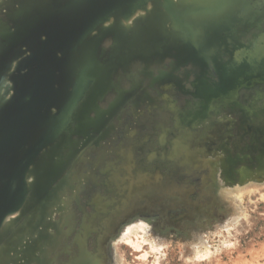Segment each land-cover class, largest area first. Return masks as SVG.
Here are the masks:
<instances>
[{
  "label": "rangeland",
  "instance_id": "374dc122",
  "mask_svg": "<svg viewBox=\"0 0 264 264\" xmlns=\"http://www.w3.org/2000/svg\"><path fill=\"white\" fill-rule=\"evenodd\" d=\"M10 1L0 0V23L33 0ZM42 1H54L51 19L0 29V138L24 128L1 156L0 264H264V104L249 107L264 77L247 76L237 103L203 90L222 86L230 57L225 8L249 20L247 42L262 31L261 0ZM202 17L218 19L208 26L216 44L201 42ZM136 25L153 47L112 67L113 31ZM42 46L39 66L14 71ZM52 155L60 168L34 174Z\"/></svg>",
  "mask_w": 264,
  "mask_h": 264
},
{
  "label": "bare ground",
  "instance_id": "6f19581e",
  "mask_svg": "<svg viewBox=\"0 0 264 264\" xmlns=\"http://www.w3.org/2000/svg\"><path fill=\"white\" fill-rule=\"evenodd\" d=\"M11 1H13V0H11ZM10 1V2H11ZM15 1V0H14ZM13 1V2H14ZM25 1V0H24ZM74 1H77V0H74ZM82 1V0H81ZM162 1V0H161ZM250 1V0H249ZM253 0H251L250 2H252ZM260 1V0H259ZM9 2V3H10ZM12 2V3H13ZM54 2V1H53ZM51 3V2H48V1H42V0H39V1H36L35 3H34V0L33 1H26L23 5H22V7L19 9V10H17V12L16 13H14V14H12L11 15V18L10 19H8V20H6L5 18V21H3L2 23H0V29H1V33H9L8 31L6 32V30H4L3 28H5V27H7V28H9V27H12L13 25V23H15L14 22V20H15V18L16 17H21V21H24L25 23H27V24H25L26 25V28H28L29 26H31V25H33V24H35L36 23V19L37 18H39V17H41L40 19H42V18H48V17H50L51 15H52V13H53V9H54V5H55V3ZM241 2V1H240ZM260 2H262V4H264V0H261ZM11 3V4H12ZM23 3V2H22ZM81 3V2H80ZM85 3V2H84ZM172 3V2H171ZM14 4V3H13ZM17 4V3H16ZM21 4V3H20ZM168 4H170V3H168ZM234 4V3H233ZM251 5H252V3H250ZM18 5V4H17ZM57 5V4H56ZM87 5V4H86ZM230 5V4H229ZM237 5V4H236ZM249 5V4H248ZM250 5V6H251ZM13 6V5H12ZM58 6H59V4H58ZM172 6V5H171ZM177 6V5H176ZM189 6V5H188ZM231 6H232V3H231ZM6 7V6H5ZM18 7V6H17ZM86 7V6H85ZM157 7V6H156ZM222 7V6H221ZM230 7V6H229ZM229 7H227V8H225V10H224V8L222 9V11L224 10L225 12H226V14H224V17H223V19L222 20H219V21H221V22H225V23H227L228 25H229V27H230V29H229V33H228V35L227 36H225V37H227V39L224 41V42H222V44H224V43H227L228 44V46H226L227 47V49L229 50V53L227 54V56L228 55H230V57H228V58H226L224 61H223V63L221 64V66H220V73L222 74V75H220L222 78H223V83H222V86L220 87V88H218V89H216L215 88V86H213V85H211V83L209 84V85H207L203 90H205V92H206V96H204L205 98H206V100H212L213 98H215L216 97V95L217 96H219V98L221 97V100H223V102H224V99L222 98V97H227L228 95L230 96V97H232L233 96V94H237V91H236V89H238V86L241 84V82H243V81H248V79L247 80H245L246 78H247V76L248 77H264V17L263 18H261L259 21H258V23H257V28H262V31H258V33H257V35H255V37H253L251 40L249 39V41H247L246 42V40H244V39H242V36H243V33H244V31H243V33H242V31H241V29L242 28H244V25L245 24H247V22L249 23V20L247 21V18H245V17H243V16H241V15H239V8H231L230 10H228V8ZM239 7V6H238ZM242 8H244L243 7V5L241 6ZM249 7V6H248ZM253 7H254V5H253ZM264 7V6H263ZM19 8V7H18ZM64 8V7H63ZM167 8V7H166ZM172 8V10H173V8L174 9H176L175 7H171ZM255 8H256V6H255ZM5 9V8H4ZM151 9V8H150ZM153 9V8H152ZM151 9V10H152ZM258 9V8H257ZM13 10V9H12ZM184 10V9H183ZM241 10V9H240ZM249 10H252V9H248V11ZM253 10H255V9H253ZM6 12L7 11H9V10H5ZM68 11V10H67ZM71 11V10H70ZM162 11V10H161ZM178 11H180V10H178ZM176 12V10H174L172 13H174V18L176 19V20H178L180 17V14L181 13H179V12ZM185 11V10H184ZM244 11V10H243ZM5 12V13H6ZM146 12V11H145ZM153 11H151L150 13H152ZM188 12V11H187ZM11 13H12V11H11ZM10 13V14H11ZM158 13V12H157ZM156 13V14H157ZM163 13V12H162ZM184 13V12H183ZM190 13V12H189ZM248 13V12H247ZM3 14V13H2ZM8 13H6V15H7ZM144 14H146V15H148L147 13H144ZM4 15V14H3ZM9 15V14H8ZM7 15V16H8ZM79 15V14H78ZM140 15V14H139ZM152 15H153V13H152ZM164 15V17H166L165 16V13L163 14ZM245 15H247V14H245ZM260 15H263V14H260ZM259 15V16H260ZM75 16H76V14H75ZM149 16V15H148ZM160 16H161V14H160ZM182 16V15H181ZM248 16H250V15H248ZM251 16H252V14H251ZM264 16V15H263ZM5 17V16H4ZM93 17V16H92ZM163 17V18H164ZM179 17V18H178ZM222 17V16H221ZM67 18V17H66ZM75 18V17H74ZM148 18V17H147ZM151 18H152V16H151ZM155 18H157V16L155 17ZM162 18V17H161ZM167 18V17H166ZM174 18H173V20H174ZM50 19H51V17H50ZM82 19V18H81ZM148 19H150V18H148ZM158 19V18H157ZM204 19H205V17L203 18L202 17V20L200 21V28H199V30H200V34H201V42H204V41H208L209 43H211V37H209L210 36V29H209V27L208 26H211V27H213V26H216V24H218V22H216L218 19H212V18H209V17H207L206 19L207 20H210L209 22L211 23L212 22V24H207V23H205L204 22ZM42 20H44V19H42ZM41 20V21H42ZM115 20V19H114ZM119 20V19H118ZM160 20V19H159ZM165 21H167V19H164ZM184 20H185V18H184ZM1 21H2V19H1ZM98 21V20H97ZM113 21V20H112ZM120 21V20H119ZM118 21V22H119ZM124 21V20H123ZM131 21V20H130ZM160 21H162V19L160 20ZM182 21V20H181ZM180 21V22H181ZM126 22V21H125ZM163 22V21H162ZM172 22V21H171ZM170 22V23H171ZM176 22V21H175ZM178 22V21H177ZM39 23V22H38ZM62 23V22H61ZM69 23V22H68ZM72 23V22H71ZM121 23H122V21H121ZM120 23V24H121ZM131 23V22H130ZM168 23V22H167ZM77 24V23H76ZM161 24V23H160ZM176 24V23H175ZM181 24V23H180ZM184 24V23H183ZM223 25H224V23H222ZM222 24H220V25H222ZM36 25V24H35ZM60 25V24H59ZM117 25V24H116ZM118 25H119V23H118ZM122 25V24H121ZM154 25V24H153ZM19 26V25H18ZM21 26V25H20ZM40 26V25H39ZM61 26V25H60ZM63 26V25H62ZM73 26V25H72ZM78 26H79V24H78ZM104 26H108V25H104ZM124 26V25H123ZM152 26V25H151ZM150 26V27H151ZM176 26H179V25H176ZM22 27V26H21ZM75 27V26H74ZM119 27V26H118ZM122 27V26H121ZM182 26H180V28H181ZM188 27V26H187ZM226 27V26H225ZM34 28V27H33ZM36 28V27H35ZM81 28V27H80ZM108 28H110V27H108ZM107 28V29H108ZM125 28V27H124ZM123 28V29H124ZM156 28V27H155ZM177 28V27H176ZM182 28H185V27H182ZM23 29H24V27H23ZM51 29V28H50ZM54 29V28H53ZM57 29V28H56ZM66 29V28H65ZM127 29V28H126ZM175 29V28H174ZM186 29V28H185ZM184 29V30H185ZM220 29H222V28H220ZM34 30V29H33ZM58 30V29H57ZM64 30V29H63ZM101 30V29H100ZM99 30V31H100ZM149 30L150 29H148V30H146V29H144V27H142V26H138V25H136V26H134V28H133V31L131 32V35L129 36L128 35V33L126 32V31H128V30H126V31H124V30H121V29H119V28H117L115 31H113V37L110 39V41L108 42L109 44H111V52L113 53V59H114V62H113V65H112V67H114L115 65H116V63L119 61V60H121V59H123L124 57H128V56H130V55H134L135 53H138L139 51H141V50H151V47H153V45L151 44V40H150V35H149ZM152 30V29H151ZM155 30V29H154ZM169 30V29H168ZM179 30V29H178ZM188 30V29H187ZM110 31V30H109ZM153 31V30H152ZM157 31V30H156ZM171 31V30H170ZM232 31V33H230ZM11 32V31H10ZM39 32V31H38ZM45 32V31H44ZM69 32V31H68ZM101 32H102V30H101ZM112 32V31H111ZM129 32V31H128ZM159 33H158V37H157V41L159 42L163 37H164V32H163V30H161L160 29V31H158ZM62 33V32H61ZM103 33H104V31H103ZM130 33V32H129ZM155 33H157V32H155ZM171 33V32H170ZM174 33V32H173ZM52 34V33H51ZM95 34H97V33H95ZM199 34V35H200ZM7 35V34H6ZM36 35H37V33H36ZM61 35V34H60ZM103 35V34H102ZM171 35V34H170ZM173 35V34H172ZM59 36V35H58ZM175 36V35H174ZM38 37H40V36H38ZM153 37V36H152ZM186 37V36H185ZM200 37V36H199ZM73 38V37H72ZM76 38V37H75ZM172 38H174V37H172ZM88 39V38H87ZM94 41L92 42V44L93 43H95V44H93L95 47L101 42L99 39H100V36L99 37H95V38H92ZM176 39V38H175ZM66 40V39H65ZM69 40V39H68ZM104 40V39H103ZM168 41H170L169 39H167ZM167 40H166V42H167ZM172 40V39H171ZM20 41V40H19ZM43 41V40H42ZM45 41H46V39H45ZM44 41V42H45ZM156 41V42H157ZM165 41V40H164ZM163 41V42H164ZM175 41V40H174ZM177 41V40H176ZM18 42V41H17ZM61 42V41H60ZM62 42H65V41H62ZM157 42V43H158ZM162 42V43H163ZM171 42V41H170ZM24 43V42H23ZM66 43H68V41L66 42ZM165 43V42H164ZM179 43V42H178ZM212 43H214V42H212ZM211 43V44H212ZM219 43H220V41H219ZM218 43V44H219ZM86 44V43H85ZM88 44V43H87ZM92 44H90V45H92ZM214 44H216V43H214ZM213 44V45H214ZM226 44V45H227ZM175 45H176V43H175ZM198 45V44H197ZM1 46V45H0ZM88 46H89V44H88ZM104 46V45H103ZM106 46V45H105ZM200 46V45H199ZM224 46H225V44H224ZM86 47V46H85ZM158 47V46H157ZM166 47H167V45H166ZM217 48H218V46H216ZM55 48V47H54ZM86 48H88V47H86ZM103 48V47H102ZM161 47H159V49H160ZM196 48V47H195ZM199 48H201V47H199ZM205 48V47H204ZM16 49V48H15ZM97 49V48H96ZM164 49H166V48H164ZM201 49H203V48H201ZM93 50V49H92ZM95 50V49H94ZM99 50V49H98ZM102 50V49H101ZM104 50V49H103ZM106 50V49H105ZM190 50V49H189ZM56 51V50H55ZM163 51V50H162ZM226 51V50H225ZM76 52V51H75ZM165 52V51H164ZM206 52V51H205ZM209 52V51H208ZM227 52V51H226ZM157 53H159V52H157ZM222 53V52H221ZM147 54V53H146ZM177 54H179V53H177ZM180 55V54H179ZM198 55V54H197ZM225 55V54H224ZM80 56V55H79ZM87 55H85V57H86ZM222 56V55H221ZM57 59V58H56ZM104 59V58H103ZM205 60V59H204ZM221 60V59H220ZM223 60V59H222ZM101 61V60H100ZM126 61V60H125ZM214 61V60H213ZM102 62V61H101ZM56 63V62H55ZM57 64V63H56ZM62 64V63H61ZM96 64H97V62H96ZM65 65V64H64ZM121 65V64H120ZM220 65V64H219ZM218 65V66H219ZM94 67V66H93ZM101 67V66H100ZM112 67H109L108 69H110V68H112ZM215 67H217L216 66V63H215ZM66 68V67H65ZM96 68V67H95ZM103 68V67H102ZM213 68V67H212ZM100 69V68H99ZM95 70V69H94ZM100 70H102V69H100ZM99 70V71H100ZM67 71V70H66ZM104 71V70H103ZM96 72V71H95ZM106 72V71H105ZM104 72V73H105ZM101 75V74H100ZM170 76V75H169ZM129 77V76H128ZM98 79V78H97ZM101 80H104V78H101L99 81H98V89L99 90H101V88L103 87V86H105L104 84H102L103 82L101 81ZM136 80V79H135ZM79 81V80H78ZM105 81V80H104ZM137 81V80H136ZM258 82H260V81H258ZM105 84H106V81L104 82ZM111 83V82H110ZM251 83V82H250ZM261 83H262V81H261ZM78 84V83H77ZM205 84V83H204ZM112 85H114V84H112ZM243 85V84H242ZM247 86L249 85V84H246ZM111 87V86H110ZM261 87H263V86H261ZM260 87V88H261ZM260 88H257V87H254V89H253V92H254V94L252 93V95H253V97H250L251 99V101H250V104H249V107L250 108H259V107H261V106H263V104H264V92H262L261 91V89ZM109 89V88H108ZM260 89V90H259ZM42 90H43V88L42 87H39V88H37L36 90H35V94H36V96H40V92H41V96H42ZM117 90H118V88H117ZM199 90V89H198ZM249 90H251V89H249ZM121 91V90H120ZM236 91V92H235ZM264 91V90H263ZM231 92V93H230ZM248 92V91H247ZM33 93V92H32ZM120 93V92H119ZM123 93V92H122ZM233 93V94H232ZM250 93V92H249ZM164 94V93H163ZM241 94V93H240ZM58 94H56L55 96H57ZM105 95V94H104ZM122 95V94H121ZM232 95V96H231ZM119 96H120V94H119ZM119 96H117L118 97V99L120 98ZM127 96V95H126ZM99 97V96H98ZM121 97H123V96H121ZM35 98V97H34ZM38 98V97H37ZM226 99V98H225ZM228 99V98H227ZM238 100H239V98L237 97V95L236 96H233L232 97V100L231 101H233V102H235V103H237L238 102ZM37 102V101H36ZM89 102H91V100H89L88 102H87V105H86V107H88L89 105H90V103ZM115 102V101H114ZM222 102V101H221ZM110 104V103H109ZM115 104V103H114ZM225 104V103H224ZM202 105H203V107H202V109H201V111L202 112H204L205 110H207V101L205 102H202ZM241 105V104H240ZM243 105V104H242ZM97 107V106H96ZM218 107H219V105H218ZM223 107V106H222ZM246 107V106H245ZM94 108V107H93ZM219 108H221V107H219ZM95 109H99V107L98 108H95ZM94 109V110H95ZM106 110V109H105ZM220 110V109H219ZM249 111V110H248ZM257 111V110H256ZM100 112H102V111H100ZM251 112V111H250ZM254 112V111H253ZM252 114H254V113H252ZM255 114H256V112H255ZM108 115V114H107ZM89 116V115H88ZM111 116V115H110ZM61 117V116H60ZM88 120V119H87ZM83 122V121H82ZM94 125H97V127L98 128H101V126H102V120H99V121H97V123L96 124H94ZM78 126V125H77ZM103 127V126H102ZM22 130H24V128H22V127H17V128H13L12 129V131L10 132V134L8 133V132H4V134L1 136V141L2 140H4V142L0 145V172L1 171H4V170H6V171H4V172H6V173H8L7 172V169H6V167L7 166H5L6 164H5V161H3V160H1V158L5 155V150H6V148L8 147V145L10 144V142H15L17 139H18V136L19 135H21V133H22ZM98 130V129H97ZM84 131V130H83ZM73 134V133H72ZM90 134V133H89ZM35 137V136H34ZM51 151V150H50ZM49 151V152H50ZM56 151V150H55ZM74 152V151H73ZM4 153V154H3ZM54 153V152H53ZM3 154V155H2ZM9 154V153H8ZM2 156V157H1ZM40 157V156H39ZM10 158V157H9ZM53 159V155L51 156V158H50V160H45V161H42L40 164H38L37 166H36V168H35V170H34V174H37V175H39L40 177H44V176H46V178H49L51 175H52V173H54L56 170H57V168H60V167H58V164H51V160ZM7 160V159H6ZM4 162V163H3ZM6 162H8V161H6ZM67 163V162H66ZM33 166H34V164H33ZM61 166V165H60ZM32 167V166H31ZM29 169V168H28ZM16 170V169H15ZM3 174H5V173H3ZM7 175V174H6ZM1 176V175H0ZM35 177V176H34ZM32 179V178H31ZM43 179V178H42ZM2 180V179H1ZM49 180V179H48ZM28 181V180H27ZM8 184V183H7ZM40 184V183H39ZM29 185V184H28ZM57 189V188H56ZM60 189V188H59ZM54 190V189H53ZM27 194H28V192H27ZM48 203V202H47ZM40 209V208H39ZM22 210V209H21ZM20 210V211H21ZM41 211V210H40ZM34 213H36L37 211L34 209V211H33ZM32 212V213H33ZM38 213V212H37ZM18 214V213H17ZM15 215V214H14ZM47 215V214H46ZM14 217V216H13ZM11 218V217H10ZM41 218V217H40ZM45 218V217H44ZM46 218H47V216H46ZM31 219H33V218H31ZM38 220V219H37ZM41 222V221H40ZM5 223V222H4ZM26 224V223H25ZM39 223L37 222V227L38 226H40V225H38ZM43 224V223H42ZM21 228V227H20ZM19 228V229H20ZM22 228H23V226H22ZM41 228H42V226H41ZM41 230V229H40ZM16 232V231H15ZM21 232V231H20ZM25 232V231H24ZM12 234V233H11ZM27 234V233H26ZM42 234V233H41ZM44 234V233H43ZM42 234V235H43ZM10 235V234H9ZM19 235V234H18ZM28 235V234H27ZM12 236V235H11ZM17 236V235H16ZM40 236V235H39ZM9 237V236H8ZM40 237H43V236H40ZM16 239H17V237H15ZM8 239V238H7ZM10 239H12V237L10 238ZM35 239V238H34ZM1 240V239H0ZM9 240V239H8ZM29 240V239H28ZM7 242V240H4V243H6ZM9 242V241H8ZM7 242V243H8ZM6 243V244H7ZM5 247H6V245H5ZM7 249V248H6ZM8 250V249H7ZM38 250H40V249H38ZM3 253V252H2ZM1 254V253H0ZM5 255V254H4ZM31 256H32V254H30ZM1 256H2V254H1ZM6 256V255H5ZM3 259V258H2ZM5 259V258H4ZM3 259V260H4ZM2 260V261H3ZM86 259H81L80 261H79V263L78 264H85L84 263V261H85ZM4 262H1V264H3ZM5 263H6V260H5ZM7 264V263H6ZM20 264V263H19Z\"/></svg>",
  "mask_w": 264,
  "mask_h": 264
},
{
  "label": "water",
  "instance_id": "95a60500",
  "mask_svg": "<svg viewBox=\"0 0 264 264\" xmlns=\"http://www.w3.org/2000/svg\"><path fill=\"white\" fill-rule=\"evenodd\" d=\"M146 1V0H145ZM143 1V2H145ZM142 3V2H140ZM139 4V3H138ZM136 6V5H135ZM133 11V10H131ZM131 11H127L126 13L129 14L131 13ZM111 12V11H110ZM106 17V16H105ZM104 17V18H105ZM102 18V19H104ZM101 19V20H102ZM96 26V25H95ZM93 30V29H92ZM91 30V31H92ZM71 48H68L67 50H69ZM47 47L46 46H42L40 47L37 52L35 54H33L31 57H29V59L23 64V65H19L15 68V72L17 73H21L23 72L25 69H29V71L31 70V68L36 65V66H39V62L43 59L45 53L47 52Z\"/></svg>",
  "mask_w": 264,
  "mask_h": 264
}]
</instances>
